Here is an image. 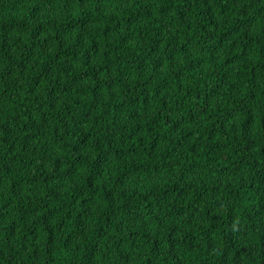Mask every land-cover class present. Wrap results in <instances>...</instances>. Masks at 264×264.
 <instances>
[{"label":"trees","instance_id":"obj_1","mask_svg":"<svg viewBox=\"0 0 264 264\" xmlns=\"http://www.w3.org/2000/svg\"><path fill=\"white\" fill-rule=\"evenodd\" d=\"M0 264H264V0H0Z\"/></svg>","mask_w":264,"mask_h":264}]
</instances>
